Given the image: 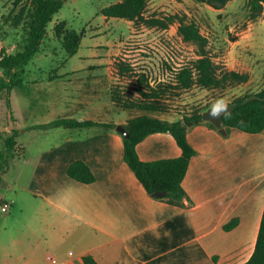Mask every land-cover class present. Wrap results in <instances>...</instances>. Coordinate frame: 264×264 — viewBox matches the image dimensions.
Segmentation results:
<instances>
[{"label": "crops", "instance_id": "crops-1", "mask_svg": "<svg viewBox=\"0 0 264 264\" xmlns=\"http://www.w3.org/2000/svg\"><path fill=\"white\" fill-rule=\"evenodd\" d=\"M99 66L90 63L81 69ZM64 75L54 74L52 79ZM80 89L81 96L60 95L76 112L92 107L93 101L102 102L108 84L94 75ZM101 102L95 117L86 114L79 121L127 123L103 118L108 99ZM36 104L33 100L28 108ZM207 122L187 125L197 154L183 180L184 207L147 193L124 160L117 129L59 127L46 133L52 141H43L38 125L21 126V134L29 135L27 143H20L25 157L20 185L23 219L4 226L0 264H50L51 259L85 264V255L98 264H247L264 213V131L250 134L230 128L222 133ZM137 152L147 162L182 153L169 133L148 136ZM77 160L90 166L95 182L69 177L68 167ZM233 220L238 224L226 230Z\"/></svg>", "mask_w": 264, "mask_h": 264}, {"label": "rangeland", "instance_id": "rangeland-1", "mask_svg": "<svg viewBox=\"0 0 264 264\" xmlns=\"http://www.w3.org/2000/svg\"><path fill=\"white\" fill-rule=\"evenodd\" d=\"M119 1L67 0L49 23L40 52L19 72L17 79L22 81V86L15 87L10 93L0 89V132L11 134L13 129L19 131L16 140L20 153L10 160L9 169L0 173V208L5 203L4 198L8 199L9 204L13 200L14 204L8 213L15 214V217H7L0 209V244L6 242V223L12 225L14 219H23L20 208L25 202L20 185L23 183L21 170L25 157L21 154L23 149L20 143H27L29 135L21 134V126L26 129V124L38 125L36 131L44 136L42 140L52 141V137L46 138V133L54 128L41 125L60 118L82 120L87 115H90L89 118L95 117L101 101H93V108L76 112L63 99L70 95L81 96L78 93L80 88L86 87L94 75L108 84L102 102L106 103L108 99L103 118L109 122L128 121L144 114L178 121L213 108L221 99L228 105L237 97L264 89V12L252 21L248 0H232L219 10L196 0H149L144 12L145 19L179 15L188 22L198 24L201 33L209 41L208 51L213 60L222 69L250 76L248 82L226 89H207L197 85L189 89L176 88V72L198 58V46L183 40L178 32L179 23L161 29L143 21L106 18L102 10ZM28 4L29 0H1L0 59L3 50L8 54L23 51L25 23L17 28H12L11 23L13 16ZM61 22L66 23V28L82 35L80 49L74 56L67 54L62 41L55 34V27ZM90 63L100 66L81 69ZM122 67H126L127 71L123 72ZM54 74L64 77L53 81ZM0 75L4 77L1 67ZM141 76H145L147 83L140 82ZM147 84L159 90L158 104L162 111L149 112L132 107L133 103L143 101L139 89L146 88ZM61 94L63 98L61 96L60 100ZM113 94L121 103L113 101ZM33 100L38 104L28 108ZM2 147L3 142L0 140V150ZM28 169L29 166L26 171Z\"/></svg>", "mask_w": 264, "mask_h": 264}, {"label": "trees", "instance_id": "trees-1", "mask_svg": "<svg viewBox=\"0 0 264 264\" xmlns=\"http://www.w3.org/2000/svg\"><path fill=\"white\" fill-rule=\"evenodd\" d=\"M67 0H29L26 7H22L13 16L12 28H17L23 22L26 33L25 46L23 51L16 54H8L2 51L0 67L4 70V77L0 75V89H6L10 93L15 87L22 86V81L17 79L19 72L37 55L47 37V27L54 16L63 8ZM198 3H205L217 10L223 9L232 0H196ZM1 2V0H0ZM149 0H121L102 10L106 18H121L129 21H143L151 27L167 29L170 25L179 23L178 32L183 40L198 46V58L184 65L175 74L174 81L176 88L189 89L194 85L207 89H226L230 86L246 83L250 76L235 70L222 69L210 56L208 51V39L201 33L195 22H188L186 18L179 15H170L164 18H144V12ZM248 8L252 21L257 20L264 12V0H248ZM55 34L62 41L63 48L68 55L74 56L80 49L82 40L81 33L66 28V23H58L55 27ZM123 72L127 71L122 67ZM141 83H147L145 76L140 77ZM147 88V89H146ZM139 89L143 101L133 103L132 107H138L149 112H159L162 108L158 104L159 90L147 84V87ZM113 101L121 103L120 99L113 94ZM11 109L10 102L8 101ZM228 106L230 111L222 118L220 128L226 131L235 128L240 131L259 134L264 131V89L258 93L245 94L232 100ZM203 122V111L197 112L191 117H184L182 120L169 121L148 114L131 118L123 125L130 133L124 137L121 133L124 144V160L134 172L149 195L155 199L169 204L184 207L187 193L183 187L189 165L192 158L197 154L195 148L190 144L187 136L188 123L197 125ZM210 126L216 127L212 122ZM44 128H90L101 126L107 129H116L114 123H100L93 120L79 121L73 118H60L49 124L41 125ZM37 128V127H36ZM155 133H169L175 139L181 149L178 158L161 159L157 161H143L137 152V145L148 136ZM19 131L13 129L11 134L0 132V140L3 147L0 150V173L9 169L10 160L20 155L17 148ZM22 154V152H21ZM67 174L72 179L91 184L95 182L96 176L90 166L82 160L71 163ZM163 193V196H155V193ZM238 224L233 220L225 226L231 230ZM85 264H98L91 255L83 257ZM247 264H264V213L261 227L256 243L255 251Z\"/></svg>", "mask_w": 264, "mask_h": 264}, {"label": "water", "instance_id": "water-1", "mask_svg": "<svg viewBox=\"0 0 264 264\" xmlns=\"http://www.w3.org/2000/svg\"><path fill=\"white\" fill-rule=\"evenodd\" d=\"M230 111V107L227 105V109L224 111H221L219 115H213V108H210L206 110L203 113V120L212 122L216 127L220 128L222 126V118L225 114H227ZM191 124V123H189ZM188 124V125H189ZM117 131L121 133L124 137H129L130 133L126 130V128L123 125H117L116 127ZM220 131L222 133H225V129L220 128ZM155 196H163V193H155Z\"/></svg>", "mask_w": 264, "mask_h": 264}, {"label": "clouds", "instance_id": "clouds-1", "mask_svg": "<svg viewBox=\"0 0 264 264\" xmlns=\"http://www.w3.org/2000/svg\"><path fill=\"white\" fill-rule=\"evenodd\" d=\"M227 109V102L224 99L218 101L213 107V115H219L221 111Z\"/></svg>", "mask_w": 264, "mask_h": 264}, {"label": "built area", "instance_id": "built-area-1", "mask_svg": "<svg viewBox=\"0 0 264 264\" xmlns=\"http://www.w3.org/2000/svg\"><path fill=\"white\" fill-rule=\"evenodd\" d=\"M0 209H1V212L8 213L9 210H10V204L9 203H4V204L1 205ZM50 264H66V263L60 262V261L55 260V259H51Z\"/></svg>", "mask_w": 264, "mask_h": 264}]
</instances>
